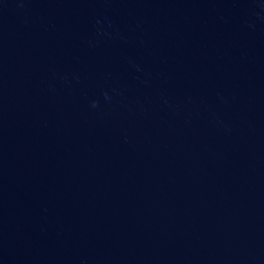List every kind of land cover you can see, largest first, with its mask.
Segmentation results:
<instances>
[{
  "label": "water",
  "instance_id": "obj_1",
  "mask_svg": "<svg viewBox=\"0 0 264 264\" xmlns=\"http://www.w3.org/2000/svg\"><path fill=\"white\" fill-rule=\"evenodd\" d=\"M0 264H264V0H0Z\"/></svg>",
  "mask_w": 264,
  "mask_h": 264
}]
</instances>
